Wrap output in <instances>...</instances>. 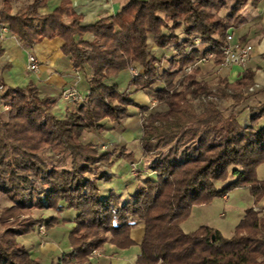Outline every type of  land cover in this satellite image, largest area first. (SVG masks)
<instances>
[{
	"label": "trees",
	"instance_id": "1",
	"mask_svg": "<svg viewBox=\"0 0 264 264\" xmlns=\"http://www.w3.org/2000/svg\"><path fill=\"white\" fill-rule=\"evenodd\" d=\"M245 3L236 0L228 7L227 0H127L114 15L84 23L70 0L47 14L39 13V0L16 13L3 0L0 20L22 44L31 47L44 38L61 37V51L72 66L89 75L83 100L63 118L53 113L54 101L41 97L35 84L0 92V106L8 108L5 117L0 109V194L11 202L0 211V264H44L17 236L65 221L35 217L34 207L78 211L67 233L75 252L69 264L86 262L105 244L130 247L137 223L142 224V236L135 264H264V211L254 207L264 196V179L256 177L257 166L264 163V100L248 106L246 121L240 120L241 111L233 108L224 115L213 104L198 113L190 96L208 92V84L186 74L174 81L201 53L215 52L220 63L226 31L241 19ZM86 33L92 38H85ZM149 39L159 48L173 45L175 55L160 74V59L148 51ZM137 66L141 72L130 85L149 89L160 80L163 85L155 93L167 109L143 118L141 147L145 156L154 158L130 200L121 204L115 191L102 193L98 180L110 176L97 164L111 166L126 154L100 151L81 135L85 130L99 134L106 121L120 123L130 105L138 106L113 82L120 72ZM253 77L254 70L245 68L232 82L221 78L216 94L230 98L236 107L250 95ZM45 151L57 162L46 158ZM228 178L215 186V181ZM243 186L253 205L244 210L230 237L206 224L183 230L181 223L193 205Z\"/></svg>",
	"mask_w": 264,
	"mask_h": 264
},
{
	"label": "crops",
	"instance_id": "2",
	"mask_svg": "<svg viewBox=\"0 0 264 264\" xmlns=\"http://www.w3.org/2000/svg\"><path fill=\"white\" fill-rule=\"evenodd\" d=\"M9 1L12 13H16L22 8L23 3L26 7L33 0ZM39 1L41 2V5L38 7L39 13L47 14L57 7L62 0ZM126 1L127 0H70V4L77 14L82 15V21L84 23H91L101 17L114 15ZM2 3L3 0L0 3V8L2 7ZM65 20L68 21L67 18H65ZM3 26L5 25L0 20V86H2L0 92L7 87L35 84L41 97L46 96L54 101L52 107L53 113L63 118L66 114V110L72 108L73 104L63 101L61 92L66 88L75 87L79 93L84 96L87 92L86 80L89 71L79 70L72 66L69 56L61 51L63 45L61 37H54L51 39L44 38L33 46L28 47L22 44L19 38L9 29L2 32L1 28ZM228 31L233 33L235 40H245V42L253 45L251 57L243 67L231 66L222 68L226 70L227 79L230 82L239 78L245 68L254 70V83L248 90L250 95L246 99L247 103L243 105L245 106L246 112L244 121H246V116L248 114L246 109L248 106L264 100V0L246 1L241 10L240 21L235 27H232ZM85 38L91 39L92 35L86 33ZM29 52L35 53L37 57L38 69L36 71L28 69L27 54ZM123 71L128 73V68ZM113 82H117L116 78L113 79ZM127 86L128 85H126L125 91L131 92L127 89ZM133 90L135 89H132V91ZM138 94L139 92L132 93L133 96ZM130 99L136 102L134 97H130ZM129 111L132 112L131 109H129ZM123 123H121L122 125H116L113 121H106L105 128L102 132L99 134L93 131L88 132L87 135L85 133L83 138H88L86 141L94 143L102 140L104 142V144H102L104 147L102 151H108L117 146L115 143L119 141V138H123L124 141L121 140L119 142H122V144L124 143L125 153H131L132 157L130 158L135 157L138 159V155L140 157L143 156L141 147L135 150L130 149L131 142L129 140L125 141L127 140L125 135L124 137L119 136V133L124 130L127 131L130 127L128 125L125 126V123ZM136 142L140 145L139 140L133 143L137 144ZM126 159L129 158L121 156L111 166L105 165L99 168L100 171H106L110 176L108 181L98 180V184L103 187L102 192L107 194L110 190L115 191L121 204L130 200L131 193L136 189L138 183L141 182V179L137 180L136 178L135 182L131 181L125 184V187L119 183L121 176L124 174L123 172L130 170L132 173L130 165L126 163ZM123 167L125 170H122ZM117 184L122 187L121 190L117 188ZM129 184L132 185V189H130L129 186L131 185ZM222 197L227 199L228 195L226 194ZM254 207L264 211V196ZM41 215L46 218L59 216L64 219L65 222H58L50 227H45L43 234L34 230L27 234L19 235L17 239L28 251H30L34 258L44 264H69L67 263V259L62 260V257L71 252V247L67 242V233L69 229L75 225L78 211L72 208H65L58 213L55 210L47 209V211L41 213ZM222 215H224V213H221V216ZM183 226L184 222L181 223V227L184 229ZM141 236L142 224L137 223L132 229L133 243L130 247L119 249L112 244H105L98 250V254L92 255L86 262L80 264H135L136 256L140 250L139 244Z\"/></svg>",
	"mask_w": 264,
	"mask_h": 264
},
{
	"label": "rangeland",
	"instance_id": "3",
	"mask_svg": "<svg viewBox=\"0 0 264 264\" xmlns=\"http://www.w3.org/2000/svg\"><path fill=\"white\" fill-rule=\"evenodd\" d=\"M1 1L2 0H0V3H1ZM246 1H250V0H246ZM235 2H236V0H227L228 7L232 6ZM24 8H25V5L23 3L22 8L18 11H22ZM235 26H233V27H235ZM231 28H232V26L229 27L227 29V31ZM227 31H226V33H227ZM242 42L245 43V40H242ZM195 43H196V47H198L199 49L203 48V44L200 43L199 40H196ZM188 49L190 50V47H188ZM148 51H149V53L156 55L160 59L159 64L157 66L159 74L162 73L164 68H168L170 66L169 65L170 64L169 59L172 56L174 57V55H175L174 51H173V45H169L166 48H159L153 44L151 39H149ZM207 53L208 52L201 53L194 61L185 65L183 68V71L180 72L176 76L174 81L176 82L180 78V76H182V74H186L187 76H190L191 78H195L197 80L201 79L202 81H204L205 83L208 84V86H209L208 92L207 91L200 92L199 95H197L195 97L190 96L189 101L191 102V104L194 107V109L196 110V112L200 113L208 105L213 104L224 115L229 114V112L233 108H234L235 112L241 111L239 118H240V120H243L245 118V114H246L245 106H243V105H245L247 103V101L245 100L241 104H239L238 106L233 107L232 100L230 98H227V97L222 98L216 94L217 91L221 87L220 86V79L221 78H227V74H226L227 72L225 69H222V67L219 66V63L217 64L215 62L216 56L214 59L212 58V59H208V60H204V59L200 60V58L202 56H206ZM140 72H141L140 66H137V68L130 67V68H128V73L122 71V72H120V74L118 76L115 77L117 82H118L119 88L121 90L124 91L126 88V85H128L127 89H129L131 91V92H128L129 98L134 97L136 99V102L134 100L133 101L138 106L144 105L145 107L148 108L147 110H142L138 106L130 105L128 107V109H131L132 112L128 110L129 111L128 116L123 118L120 123H116L114 121L116 125H120L121 123L124 122L125 124L124 123L123 124L125 126L126 125L130 126L127 131L124 130L121 133H119V136L124 137V135H125V137L127 138V140H125V141L129 140L131 142L129 148L134 149V150L137 148L139 149L141 147V137L143 134L142 123H143V118L147 115V113H149V112H161V111H165L167 109L166 104L160 103L157 100V95L155 93V89H157L158 87L163 85V82H161L160 80H157L156 82H154L152 84L151 88H149L147 90L145 88H141L137 83L130 85L129 82L131 81V79L134 76L137 77V75ZM184 83H186V81H183L180 85L177 84V88L182 89V86L184 85ZM132 89H135V90L132 91ZM133 92L134 93L139 92V94L136 96L135 95L133 96L132 95ZM136 97H138V98H136ZM75 103H77V102H75ZM75 103H70V104H75ZM253 105H256V104H253ZM0 107H1L0 108L1 114L3 115V117H5L8 108L5 105L0 106ZM128 117H130V118H128ZM88 132H92V131L85 130L82 133L81 140L83 142H86V140H88V138L87 139L83 138L85 133L87 135ZM121 140L124 141L123 138H119V141H121ZM137 140H139L140 145L138 144V142H136L137 144L133 143L134 141H137ZM119 141L115 143V144H117V146L113 147L112 149H115L116 151H118L120 153H125V150H124L125 145H124V143L122 144V142H119ZM91 143H93L100 151H102L104 148L102 146V144H104V142L102 140H99V142H96V143H94V142H91ZM141 150L143 152V153L141 152L143 154V156L140 157L138 155V157H137L138 159H136L135 157L130 158V157H132L131 153H128V154L125 153L126 158L127 157L129 158V159H126L127 160L126 163L130 165V168H131L133 174L130 172V170L123 172L124 174L121 176V178H120L121 180L119 183L121 185H124V187H125V184H128L131 181L135 182L136 178H137V180H140V179L142 180V178L145 176V174L150 172L149 163L151 162V159L154 158L153 157L154 155H151V157H147V156H145L142 147H141ZM133 154H134V152H133ZM43 155L46 158L50 159L51 161L57 162L56 157L52 152L45 151L43 153ZM103 166H105L103 163H98L97 169H99ZM142 169H143V171H142ZM122 170H125V168L123 167ZM142 175H144V176H142ZM256 177L258 179H264V163H261L260 165L257 166ZM230 179L231 178H228L227 181H215V186L219 188V187L223 186L225 183H227ZM129 185H131V184H129ZM117 186H118V184H117ZM99 187L101 188V191H102L103 190L102 185H99ZM129 187H130V189H132V185ZM117 188L119 190L122 189L121 186H118ZM227 195H228L227 199H224L222 196H216V197H213L210 201H208L206 203L193 205L190 209L189 215L185 218V220H183V222H184L183 227L185 229V230L184 229L183 230L186 232H189V231L196 229L201 224H206L210 227H213V228L219 230L223 236L230 237L233 233L234 227L242 218L244 210L246 208L252 206L253 198L250 195L248 187H246V186L233 188L227 192ZM10 204H11V202L9 201V199L4 197L2 194H0V211L3 207L9 206ZM47 209H50V208H36V207H34L31 211L33 212V216L37 217L41 213L47 211ZM221 213H224V215L221 216ZM263 215H264V212H263ZM39 226L40 225L36 226L33 229V231L35 230L38 233L43 234V232L45 231V229H44L45 227L40 229ZM57 233H59V232H57ZM99 249H95V250L98 251ZM74 253H75L74 251L72 253V249H71V252L68 254V257H66L67 261L72 259V256L74 255ZM92 255H95V254H93V251L90 253L89 257H91Z\"/></svg>",
	"mask_w": 264,
	"mask_h": 264
},
{
	"label": "built area",
	"instance_id": "4",
	"mask_svg": "<svg viewBox=\"0 0 264 264\" xmlns=\"http://www.w3.org/2000/svg\"><path fill=\"white\" fill-rule=\"evenodd\" d=\"M2 32L8 30L6 26L1 28ZM253 51V45L251 43L242 42L239 40H235L233 37V33L231 31H227L225 41L220 46L221 52V61L219 66L222 68H228L231 66H239L243 67L250 59ZM216 53L213 51H209L206 56H202L200 60H208L214 59ZM27 64L28 69L31 71H36L38 69V60L33 52H29L27 54ZM0 90H2V86H0ZM61 98L68 103L80 102L83 100V96L79 93V91L75 87L66 88L61 92ZM40 229L44 228V225L39 226ZM98 251L93 250V254H97Z\"/></svg>",
	"mask_w": 264,
	"mask_h": 264
}]
</instances>
